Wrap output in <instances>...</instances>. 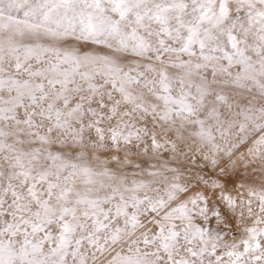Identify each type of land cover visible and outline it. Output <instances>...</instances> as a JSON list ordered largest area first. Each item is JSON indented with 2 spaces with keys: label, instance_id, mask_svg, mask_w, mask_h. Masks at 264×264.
<instances>
[{
  "label": "snow or ice",
  "instance_id": "1",
  "mask_svg": "<svg viewBox=\"0 0 264 264\" xmlns=\"http://www.w3.org/2000/svg\"><path fill=\"white\" fill-rule=\"evenodd\" d=\"M0 264H264V0H0Z\"/></svg>",
  "mask_w": 264,
  "mask_h": 264
}]
</instances>
